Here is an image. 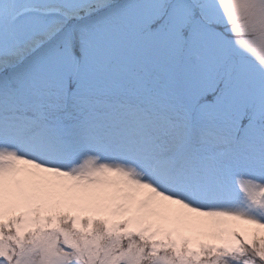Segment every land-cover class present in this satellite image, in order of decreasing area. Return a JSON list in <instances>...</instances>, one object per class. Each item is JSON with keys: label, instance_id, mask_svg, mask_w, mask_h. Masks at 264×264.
Listing matches in <instances>:
<instances>
[{"label": "snow or ice", "instance_id": "6c2138e0", "mask_svg": "<svg viewBox=\"0 0 264 264\" xmlns=\"http://www.w3.org/2000/svg\"><path fill=\"white\" fill-rule=\"evenodd\" d=\"M0 264H264V0H0Z\"/></svg>", "mask_w": 264, "mask_h": 264}]
</instances>
